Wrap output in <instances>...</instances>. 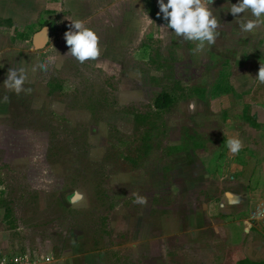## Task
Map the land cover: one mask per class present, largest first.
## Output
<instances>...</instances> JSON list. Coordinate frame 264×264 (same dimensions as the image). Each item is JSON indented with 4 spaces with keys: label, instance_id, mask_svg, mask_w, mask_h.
<instances>
[{
    "label": "rangeland",
    "instance_id": "1",
    "mask_svg": "<svg viewBox=\"0 0 264 264\" xmlns=\"http://www.w3.org/2000/svg\"><path fill=\"white\" fill-rule=\"evenodd\" d=\"M70 18L52 20V62L0 114L9 253L28 251L38 264H233L236 252L194 223L204 193L191 181L194 143L212 148L206 109L219 107L195 95L210 92L219 64L204 47L175 33L155 38L150 22L134 27L128 17L100 18L99 55L81 63L64 38ZM126 23L130 39L118 28ZM164 91L175 102L157 110Z\"/></svg>",
    "mask_w": 264,
    "mask_h": 264
},
{
    "label": "crops",
    "instance_id": "2",
    "mask_svg": "<svg viewBox=\"0 0 264 264\" xmlns=\"http://www.w3.org/2000/svg\"><path fill=\"white\" fill-rule=\"evenodd\" d=\"M230 2L235 4L237 0ZM230 2L211 0L209 5L218 20L217 43L205 42V56L207 60L208 56L213 57L220 70L211 93L203 89L195 96L201 101L215 96L214 105L219 107L206 109L212 116L213 142H209L212 148L208 150L207 141V146H202V141L194 143L201 152L195 157V166L200 164V168L192 171L191 181L198 183L193 190L204 193L203 214L194 223H203L200 230L212 229L222 247L236 252L232 255L233 264L243 258L261 263L264 262V81L258 74L260 68L264 69V25L252 32L240 31V20L236 18L244 14H231ZM67 15L84 25L91 24L89 28L94 31L99 30L100 18L121 17L122 21L128 17L134 27L150 22L155 38L174 33L165 27L167 20L160 13L158 0H0V114H6L7 107H11L10 94L17 96L3 84L7 70L23 66L27 78H33L40 69L38 65L48 57L52 20L59 18L61 22ZM246 18H251L250 13ZM43 28L48 29V42L37 47L34 40ZM118 28L128 32L130 39L127 23ZM111 30L104 28L105 33ZM105 40L108 43V36ZM196 43L188 41L194 50ZM236 104L240 107H235ZM230 136L240 138L243 144L235 154L227 147ZM6 227L9 225L4 208L0 207V257L12 252L14 246Z\"/></svg>",
    "mask_w": 264,
    "mask_h": 264
},
{
    "label": "clouds",
    "instance_id": "3",
    "mask_svg": "<svg viewBox=\"0 0 264 264\" xmlns=\"http://www.w3.org/2000/svg\"><path fill=\"white\" fill-rule=\"evenodd\" d=\"M158 4L160 13H163V18L167 20L165 27L173 29V32L184 40L197 42V50L202 49L205 42L208 44L215 42L218 20L209 7L212 5L211 0H167V2L158 0ZM229 12L234 16L244 14L236 18L240 20L242 32H252L264 25V0H237V3H231ZM249 13L251 18H246ZM44 31L47 33L46 28ZM64 38L66 44L70 46L69 52L81 63L99 55L97 34L93 29L85 27L81 20L71 22V27L65 32ZM52 60L53 57H46L38 67L46 69ZM26 78L27 71L23 66L11 67L7 70L3 84L16 93L22 90L30 91L24 88ZM258 78L264 81V69L260 68ZM3 99L6 100L7 97ZM189 108L194 109L195 104H189ZM242 146V141L238 137L230 136L227 140L228 150L232 154L239 152ZM132 195L136 197L135 202L145 203V197L138 193H132Z\"/></svg>",
    "mask_w": 264,
    "mask_h": 264
},
{
    "label": "trees",
    "instance_id": "4",
    "mask_svg": "<svg viewBox=\"0 0 264 264\" xmlns=\"http://www.w3.org/2000/svg\"><path fill=\"white\" fill-rule=\"evenodd\" d=\"M175 102V97L172 96L170 93H167L166 91L161 92L159 95L156 96V98L153 101V107L157 110H164L171 105H173ZM5 218L8 221L9 220V212L5 211ZM8 224H10V221H8ZM235 264H264V262L257 263V262H251L245 258L238 260Z\"/></svg>",
    "mask_w": 264,
    "mask_h": 264
},
{
    "label": "built area",
    "instance_id": "5",
    "mask_svg": "<svg viewBox=\"0 0 264 264\" xmlns=\"http://www.w3.org/2000/svg\"><path fill=\"white\" fill-rule=\"evenodd\" d=\"M34 256L35 255H30L28 251L15 252L14 254L8 253L0 257V264H38L37 262L38 255H36V257ZM40 259L44 260V256L41 255Z\"/></svg>",
    "mask_w": 264,
    "mask_h": 264
},
{
    "label": "water",
    "instance_id": "6",
    "mask_svg": "<svg viewBox=\"0 0 264 264\" xmlns=\"http://www.w3.org/2000/svg\"><path fill=\"white\" fill-rule=\"evenodd\" d=\"M45 28H43L35 37V45L37 47H43L48 42V29L47 33L44 31Z\"/></svg>",
    "mask_w": 264,
    "mask_h": 264
}]
</instances>
